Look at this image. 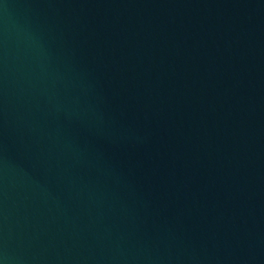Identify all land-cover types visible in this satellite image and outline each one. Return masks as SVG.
Listing matches in <instances>:
<instances>
[{"label": "water", "instance_id": "95a60500", "mask_svg": "<svg viewBox=\"0 0 264 264\" xmlns=\"http://www.w3.org/2000/svg\"><path fill=\"white\" fill-rule=\"evenodd\" d=\"M0 264H264V0H0Z\"/></svg>", "mask_w": 264, "mask_h": 264}]
</instances>
